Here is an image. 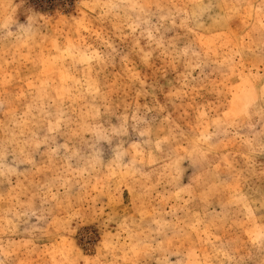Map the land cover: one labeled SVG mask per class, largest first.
<instances>
[{
  "label": "rangeland",
  "instance_id": "rangeland-1",
  "mask_svg": "<svg viewBox=\"0 0 264 264\" xmlns=\"http://www.w3.org/2000/svg\"><path fill=\"white\" fill-rule=\"evenodd\" d=\"M0 264H264V0H0Z\"/></svg>",
  "mask_w": 264,
  "mask_h": 264
}]
</instances>
